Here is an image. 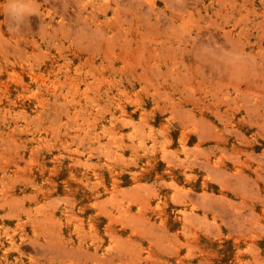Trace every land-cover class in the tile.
Here are the masks:
<instances>
[{
  "label": "rangeland",
  "instance_id": "1",
  "mask_svg": "<svg viewBox=\"0 0 264 264\" xmlns=\"http://www.w3.org/2000/svg\"><path fill=\"white\" fill-rule=\"evenodd\" d=\"M0 264H264V0H0Z\"/></svg>",
  "mask_w": 264,
  "mask_h": 264
},
{
  "label": "bare ground",
  "instance_id": "2",
  "mask_svg": "<svg viewBox=\"0 0 264 264\" xmlns=\"http://www.w3.org/2000/svg\"><path fill=\"white\" fill-rule=\"evenodd\" d=\"M73 201V200H72ZM45 205V204H44ZM34 209V208H33ZM35 212V211H34ZM31 232L33 233L34 232V229L31 227ZM75 236V238L76 239H78L79 238V236H76V235H74Z\"/></svg>",
  "mask_w": 264,
  "mask_h": 264
}]
</instances>
